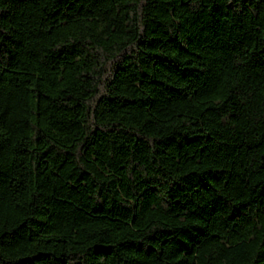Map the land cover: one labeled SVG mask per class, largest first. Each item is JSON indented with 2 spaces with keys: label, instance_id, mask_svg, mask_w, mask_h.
<instances>
[{
  "label": "trees",
  "instance_id": "1",
  "mask_svg": "<svg viewBox=\"0 0 264 264\" xmlns=\"http://www.w3.org/2000/svg\"><path fill=\"white\" fill-rule=\"evenodd\" d=\"M0 264H264V0H0Z\"/></svg>",
  "mask_w": 264,
  "mask_h": 264
}]
</instances>
